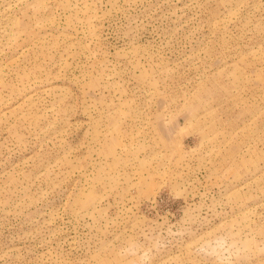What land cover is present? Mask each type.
Masks as SVG:
<instances>
[{"label": "rangeland", "instance_id": "rangeland-1", "mask_svg": "<svg viewBox=\"0 0 264 264\" xmlns=\"http://www.w3.org/2000/svg\"><path fill=\"white\" fill-rule=\"evenodd\" d=\"M0 264H264V0H0Z\"/></svg>", "mask_w": 264, "mask_h": 264}]
</instances>
